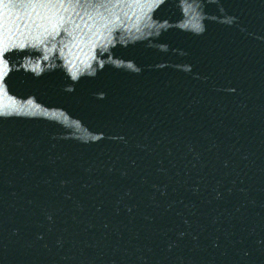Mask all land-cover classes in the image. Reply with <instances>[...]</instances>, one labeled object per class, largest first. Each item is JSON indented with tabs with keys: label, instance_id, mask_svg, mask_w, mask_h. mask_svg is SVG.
<instances>
[{
	"label": "water",
	"instance_id": "water-1",
	"mask_svg": "<svg viewBox=\"0 0 264 264\" xmlns=\"http://www.w3.org/2000/svg\"><path fill=\"white\" fill-rule=\"evenodd\" d=\"M140 4L5 48L0 264H264V0Z\"/></svg>",
	"mask_w": 264,
	"mask_h": 264
},
{
	"label": "snow or ice",
	"instance_id": "snow-or-ice-1",
	"mask_svg": "<svg viewBox=\"0 0 264 264\" xmlns=\"http://www.w3.org/2000/svg\"><path fill=\"white\" fill-rule=\"evenodd\" d=\"M159 2L163 3V0H159ZM143 6L146 5H141L140 0H135L132 3H126L125 0H115L113 3L112 0H108L106 3L95 4L91 0H0V64L6 63L7 53L5 48L12 51L16 49L24 50L29 42L38 41L43 44L54 41L61 35V31L71 37L72 41L78 45L85 34L83 31L78 32V30L87 29L88 33H92L97 18L107 20L108 23L102 25V27L107 28L109 23H113V20L108 19L109 16L113 17L115 21L119 20V15L115 12V9L123 10ZM80 8L84 9L83 15L77 11ZM93 8L94 11L89 10ZM100 8H104L108 16L101 13ZM6 15L8 17L7 39L5 32ZM73 16L78 17L80 22L77 23ZM21 20L25 21L23 28L20 27L19 22ZM88 21H93V24H89ZM65 25H72L73 27L68 28ZM93 35H96V33H93ZM92 43L95 44L96 41L92 40ZM61 44L64 48L70 49L69 43L62 40ZM33 47H35L34 43ZM53 49H55L54 44ZM60 54L64 57L63 49H61ZM45 59H47V56H45ZM66 67H69L72 79L77 80L84 69L91 68V65L84 63L82 68H76L69 60ZM6 88L3 74L0 73V92L5 91ZM28 105H33V102L29 100ZM7 108L9 110L0 108V116H10L22 112V108L17 106L15 101H12Z\"/></svg>",
	"mask_w": 264,
	"mask_h": 264
}]
</instances>
